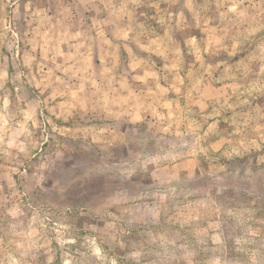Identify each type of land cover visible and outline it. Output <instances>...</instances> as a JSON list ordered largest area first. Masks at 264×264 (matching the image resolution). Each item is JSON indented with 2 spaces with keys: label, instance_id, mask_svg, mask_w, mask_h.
Wrapping results in <instances>:
<instances>
[{
  "label": "rangeland",
  "instance_id": "obj_1",
  "mask_svg": "<svg viewBox=\"0 0 264 264\" xmlns=\"http://www.w3.org/2000/svg\"><path fill=\"white\" fill-rule=\"evenodd\" d=\"M0 264H264V0H0Z\"/></svg>",
  "mask_w": 264,
  "mask_h": 264
}]
</instances>
